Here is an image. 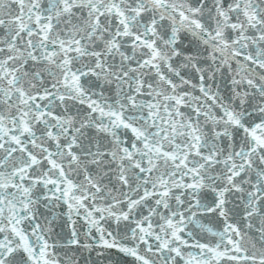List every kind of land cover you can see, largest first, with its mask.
I'll list each match as a JSON object with an SVG mask.
<instances>
[{"label": "snow or ice", "instance_id": "snow-or-ice-1", "mask_svg": "<svg viewBox=\"0 0 264 264\" xmlns=\"http://www.w3.org/2000/svg\"><path fill=\"white\" fill-rule=\"evenodd\" d=\"M0 264H264V0H0Z\"/></svg>", "mask_w": 264, "mask_h": 264}]
</instances>
